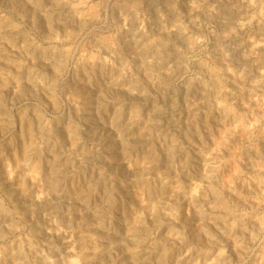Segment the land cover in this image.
<instances>
[{
  "label": "rangeland",
  "instance_id": "374dc122",
  "mask_svg": "<svg viewBox=\"0 0 264 264\" xmlns=\"http://www.w3.org/2000/svg\"><path fill=\"white\" fill-rule=\"evenodd\" d=\"M0 264H264V0H0Z\"/></svg>",
  "mask_w": 264,
  "mask_h": 264
},
{
  "label": "bare ground",
  "instance_id": "6f19581e",
  "mask_svg": "<svg viewBox=\"0 0 264 264\" xmlns=\"http://www.w3.org/2000/svg\"><path fill=\"white\" fill-rule=\"evenodd\" d=\"M258 9H259V8H258ZM92 12H93V11H92ZM258 15H259V14H258ZM52 40H53V39H52ZM49 73H50V72H49ZM254 84H255V83H254ZM254 84H253V85H254ZM80 88H81V87H80ZM261 91H262V90H261ZM226 103H227V102H226ZM229 107H230V106H229ZM231 108H232V107H231ZM75 121H76V120H75ZM251 132H252V131H251ZM244 149H245V148H244ZM170 156H171V155H170ZM195 233H196V232H195ZM203 238H204V237H203Z\"/></svg>",
  "mask_w": 264,
  "mask_h": 264
}]
</instances>
